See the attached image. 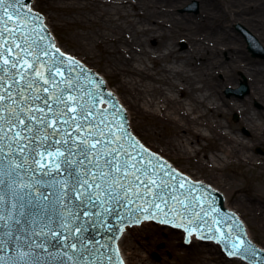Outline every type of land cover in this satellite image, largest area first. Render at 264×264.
Returning <instances> with one entry per match:
<instances>
[{
  "label": "water",
  "instance_id": "1",
  "mask_svg": "<svg viewBox=\"0 0 264 264\" xmlns=\"http://www.w3.org/2000/svg\"><path fill=\"white\" fill-rule=\"evenodd\" d=\"M31 3L32 0H6L7 15L4 8H0V17H3L0 19V32L3 33L0 36V52L10 62L18 61V67L13 69L10 64L4 65L0 58V84L3 85L0 95L11 97L0 101V109L27 106L21 100L18 87V84L24 86L25 81L16 75L24 72L28 79L35 81L32 90L25 88L24 94L28 97L38 94L42 98H50L51 95H60L61 91L65 98L69 94L79 96L82 92L76 91V88H80L92 94L86 100L94 104L93 116L83 120L79 109L76 113L69 110L75 106L69 101L68 109H64L67 115H57L55 119L58 123L54 127H47L46 131H41V126L35 125L34 121H27L39 138L32 140L24 155L31 160L34 149L43 152V169L35 164L31 165V171L28 165L18 169L14 175L18 174L20 181L34 187L21 190L16 195H13L12 189L0 185V196H3V200H0V216L6 217L5 220H0V256L6 257L5 260H0V264H120L121 261L125 264L119 240L127 227L146 221L183 230L185 235L182 246H188L192 235H196L201 238L202 243H219L228 258L240 256L252 264H264V249L249 237L244 218L240 215L242 220L234 209L231 210V206H228L231 209L227 207L222 189L218 191L207 180L202 181L210 185L192 179L181 168H178L179 171L175 167L176 163H173L174 166L169 162L168 157H162V151L145 146V142H141L131 130L128 112L118 99L117 92L107 87L105 79L96 72L98 70L89 68L80 57L78 58L82 61L73 57L75 54L71 56L69 51L65 53L56 45L42 11L38 12L36 8L34 10ZM238 28L244 34L249 50L255 56L262 55L257 38L243 27ZM5 39L8 40L7 43ZM8 48L12 52L9 53ZM26 52H31V55ZM44 52L49 55H43ZM28 65L32 67L29 68ZM54 68L62 69L63 76L55 75ZM45 80L48 81L47 84L44 83ZM65 81H73L75 87L69 88ZM45 87L49 89L48 92L43 91ZM247 91L246 84L238 90L241 96ZM13 100L17 101L16 105H13ZM27 103L32 108L39 106L45 111L49 106L54 109L58 107L51 100L49 105H45L42 100H28ZM7 114L0 112V115ZM34 114L40 115L39 112ZM26 117V112L20 113L21 119ZM52 119L53 116L49 113V123ZM73 119L81 125L80 128L76 127ZM65 120L67 123H64ZM22 129L23 125L17 131ZM22 135L32 137L33 133L22 131ZM45 136L47 139H42ZM96 140L101 143L87 156L82 155L81 150L94 144ZM0 144L4 145L0 148V168L6 166L13 156L23 164L20 154L15 152V145L9 150L7 140H0ZM111 149L118 151L107 155ZM57 150L63 155H57ZM106 159L123 163L127 173H116L105 167ZM65 160L72 163L66 164ZM129 161L136 164V169L127 163ZM101 169L112 171V175L117 176L124 187L117 185L108 191L107 186L96 189L93 185L91 188L80 189L84 195L77 198L73 187L76 179H88L91 184V177L87 174L94 172L99 175ZM132 172L139 177L138 180L131 175ZM150 180L155 183H150ZM61 182L65 185L63 191ZM162 182L163 188L157 187ZM182 183L184 188H180ZM89 192H99V195L88 200ZM129 200L132 201L131 204L128 203ZM21 204L24 205L23 208L20 207ZM150 204H158L163 212H167L169 222H160L164 217L155 207L149 208L147 213L140 210L148 208ZM172 209H175L178 216L173 214ZM152 213H155V218L145 219L146 215L151 216ZM65 222L71 225L73 231L60 227ZM77 228L81 229L78 233L74 231ZM189 230L192 231L191 236L188 234ZM55 233H60V236ZM233 243L240 245L239 252L232 247ZM38 244H44V248L37 247ZM72 244H76L77 248L73 249ZM244 248H249L254 255L244 253ZM18 250H23L28 255L21 259L17 255ZM230 252L236 254L229 255Z\"/></svg>",
  "mask_w": 264,
  "mask_h": 264
},
{
  "label": "bare ground",
  "instance_id": "2",
  "mask_svg": "<svg viewBox=\"0 0 264 264\" xmlns=\"http://www.w3.org/2000/svg\"><path fill=\"white\" fill-rule=\"evenodd\" d=\"M181 1L60 0L58 7L75 10L64 17L67 24L82 28L74 33L75 49L86 59L103 62L107 74L117 84L114 88L108 83V88L117 92L120 102L138 117L158 119L171 129L172 135L167 140L155 134V140L165 151L189 157L199 170H209L212 177L221 181L226 178L219 174H225L233 163L243 167L240 175L246 184L231 188V192L243 193V198L237 202L264 231V204L261 203L264 198V158L250 150V141L264 144V108L257 110L246 99H226L221 89L228 81L237 80L239 72L244 71L250 78L251 98L264 104V65L247 59L236 43L237 38L229 36L226 31L198 30L199 25H207V19L217 21L224 10L201 0V14L206 17L200 21L175 12ZM224 16L230 17L232 22L248 25L264 41V5L233 9L226 11ZM180 35L189 43L185 51H180L177 45ZM151 38L158 39L156 46L150 44ZM211 41L213 45H210ZM224 50L229 51L230 59H225ZM220 71L224 72V79L217 78ZM234 109L241 110L240 124L250 131V140L228 130L222 121L227 111ZM128 117L134 131L129 114ZM142 131L153 138V131L147 127H142ZM203 139L211 141L214 149L222 154L215 153L202 160L200 153L208 146L202 144ZM249 167L259 169L260 187L250 184L246 173ZM138 234L129 227L119 241L125 264H153L138 253L134 242ZM195 239L193 236L192 241ZM213 246L199 243L189 256L190 260L194 264H214L210 259L217 262L216 253L222 249L220 245L218 248Z\"/></svg>",
  "mask_w": 264,
  "mask_h": 264
},
{
  "label": "rangeland",
  "instance_id": "3",
  "mask_svg": "<svg viewBox=\"0 0 264 264\" xmlns=\"http://www.w3.org/2000/svg\"><path fill=\"white\" fill-rule=\"evenodd\" d=\"M212 6L219 8L218 10H224V12L220 13L221 15L218 17L217 21L212 19H207L206 24L202 26H198V30L201 31L208 30L209 28H213L215 32L226 31L229 36L234 37L236 43L241 49V53L246 56L247 59H251L255 62V64L263 66L264 65V41H261L258 34L255 33L251 27L242 23V22H232L229 18H225L224 14L226 11H232L237 9H243L247 7H254L255 5H264V0H206ZM61 4L60 0H33V6L38 11H42L43 15L47 18V23L53 32L57 43L63 49H66L69 52H73L76 56L83 57L82 54L76 51V42L74 33L82 31V28L73 25L70 23H66L64 20L65 16H68L70 13H74L75 10H69L58 7ZM201 0H182L180 2V6L175 10L179 16H187L191 19L196 18L197 20H202L206 16H202L201 8H200ZM217 10V9H216ZM72 11V12H69ZM219 15V14H218ZM190 26V24H188ZM188 26V27H189ZM238 26L243 27L245 30L249 31L253 36L258 38L259 44L261 46L260 52L262 55L255 56L252 51L249 50L247 41L245 40L243 34H241ZM187 27V28H188ZM202 32V33H203ZM204 34V33H203ZM205 35V34H204ZM208 40V39H207ZM152 46H156L158 43V39L151 38L149 40ZM177 45L180 51H185L189 47V43L186 37L180 35L177 38ZM210 45H213V41L210 42ZM225 59H230L229 51L224 50L223 53ZM77 56V57H78ZM83 62L87 63V65L91 68L101 71V74L106 79L109 86L116 88L117 84L112 79V77L107 74L105 68L103 67V62L99 60H90L84 58ZM165 64V61L162 62ZM151 64V63H150ZM217 75V78L224 79L225 74L223 71H220ZM239 78L237 80L228 81L225 86H222V93L224 98L230 99L232 101L238 100H248L251 102L252 106L257 110H263L264 104L259 99L251 98V86H250V78L245 74L244 71L239 72ZM243 84L247 86V93L243 96L240 95L238 90L242 87ZM120 95L123 93L120 92ZM184 98V96H181ZM130 116L131 125L134 132L140 137V139L145 142L149 148H154L155 151H162L163 157H168V160L172 163H176L177 168H181L182 171H185L186 174H190L194 179L197 180H207L208 183H211V186L216 189H222L223 194L226 199V203L228 206H231L234 211H236L239 215L244 218V221L247 225L249 233L251 237L261 246L264 245V231L261 230L257 223L252 220L251 215L246 211L245 207L237 202V199L243 198V193L237 192V194H233L231 188L234 187H242L246 184L244 177L240 175L243 170V167L238 163H233L229 169L223 175L226 178V181L218 180L217 178L212 177V172L209 170H199L193 161L189 160V157L185 155H180L175 152H168L163 149L158 141L155 140V134L158 137H161L162 140H167L168 136L172 135L171 129L168 126L162 124V122L158 119L154 118H141L135 115L130 108L125 105ZM242 112L240 109H234L227 111V113L221 118L222 121L226 124L228 130H232L234 132L242 135L246 140H250V131L244 124H240L242 122ZM142 127H147L151 131H153V135L151 138L147 136L142 131ZM203 145H208L206 151H202L200 153V158L202 160H206L208 156H212L216 154H222V151H218L214 149V146L211 141L207 139L202 140ZM197 147L201 145L195 144ZM251 152L256 155L264 158V144L253 143L250 141ZM248 175V179L250 184H258L260 187V171L258 168L249 167L246 170ZM261 203L264 204V198L261 200ZM173 229V228H172ZM169 228H165L163 225L154 224L152 222L144 223L139 226L130 227V231L134 230L135 232H139L137 238L134 240L135 244L138 247V253L147 257L148 260L152 261L153 264H194L189 256L192 254L195 246H199V243L204 246H212L218 248V244L215 242H207L202 243L201 239L196 238L194 242L188 244V246H182V240L184 238V233L180 230H172ZM264 247V246H263ZM222 249V248H221ZM218 256L217 262L210 259L214 264H250L245 260L239 257L228 258L223 251L218 250L216 253ZM207 264V263H206Z\"/></svg>",
  "mask_w": 264,
  "mask_h": 264
},
{
  "label": "snow or ice",
  "instance_id": "4",
  "mask_svg": "<svg viewBox=\"0 0 264 264\" xmlns=\"http://www.w3.org/2000/svg\"><path fill=\"white\" fill-rule=\"evenodd\" d=\"M6 0H0V8H4V12L5 15H7V8H6ZM3 17H0V19H2ZM0 36H3V33L0 32ZM41 39H43V37H41ZM8 40L5 39V43H7ZM34 43V42H33ZM17 48H20L19 44H16ZM7 51L10 53L12 52L11 48H8ZM21 51H25L24 49H21ZM57 51H59L57 49ZM26 54L31 55V52H26ZM17 56H20V53L16 54ZM43 55H49L48 52H44ZM54 55V53H53ZM0 58L3 59V64L4 65H11V68L15 69L18 67V61H9L8 57L5 56L2 52H0ZM55 64V62L53 61V65ZM29 68L32 67V65H28ZM51 71V69H50ZM55 71V75L57 76H63V71L60 68H54ZM16 75H19L20 80L25 81L24 86H20L18 84V87H20V93L19 95L21 96V100L24 101L25 105H27L26 107H20L19 109H17L16 107H12V108H7L5 107L4 109H0V112H7V115H0V140H7L8 141V148L9 150L12 149V146L15 145V152L19 153L21 156V159L23 160V164H21L19 161H17L15 159V156L12 157L11 160L8 161L7 165L0 168V185H3L5 187H8L10 189L13 190V195H16L19 191L21 190H26L29 188H33L34 185L30 184V183H24L23 181H20L18 179V174L14 175V173H17L18 169L23 168L25 165H28L29 171H31V165L35 164L37 165V167L39 169H43V165L41 164V161L43 160L44 157V153L40 152L38 150H33L32 153V159L29 160V157L25 156L24 153L27 151L28 149V145L30 143H32V140L35 138H39L36 135V130L32 127H29L28 125V120L34 121L35 125H39L41 126L40 130L41 131H46L47 127H54L58 121L55 119V117L57 115H62V116H66L67 112L64 111V109H68V102L72 101L73 104L75 105L74 107L70 108L69 110L73 113L77 112V109H79V115L83 120H88L90 117L93 116V111H92V107H94V104L91 101L86 100V97L91 96L92 94L90 92H86L83 91L80 88H76V91L78 92H82V95L79 96H74L69 94L67 96V98L64 97L63 92L61 91L60 95H51L50 98H42L41 96H39L38 94H34L31 97H28L27 95H25V88L28 90H32L35 84L34 80L28 79L26 77V74L24 72H18L16 73ZM36 75H40L39 73H36ZM2 79V78H0ZM77 79H79V77H77ZM45 84L48 83L47 80L44 81ZM66 85L69 88H74V82L73 81H65ZM3 85L0 84V88H2ZM7 91V90H5ZM37 92H39V89L36 90ZM44 92H48L49 89L47 87H45L43 89ZM6 98H11V97H6L5 95H0V101H3ZM28 100H32V101H36V100H42L43 103L45 105H49L50 100L51 103L56 104L58 107L56 109L52 108L51 106H49L47 108V111H45L44 108H41L39 106H37L36 108H32V106L30 104H28ZM13 105L17 104L16 100L12 101ZM62 106V107H60ZM21 112H26L27 113V117L26 119H21L20 118V113ZM39 112L40 115L37 116L34 113ZM51 113L53 116V119L51 120V122L49 123L48 120V114ZM103 123V121H101ZM64 123H67V121L65 120ZM73 123L76 124L77 128H80L81 125L79 123H76V120L73 119ZM21 125H23V132H31L33 133L32 137L29 136H25L22 135V131H17V129H20ZM100 135H103V131L100 132ZM42 139H47V137H43ZM23 141H27L28 143H23ZM66 143V141H65ZM101 143L100 140H96L94 144L89 145L88 147H85L81 150V154L87 156L88 154H90L91 150L94 149L96 147V145H99ZM4 145L0 144V148H3ZM79 147V146H78ZM118 149H111L107 155H112V153L117 152ZM57 155H63V153L59 152V150H57L56 152ZM49 155H51V153H49ZM134 160V158H133ZM64 163L68 164V163H72L71 161L65 160ZM90 163H92V161H90ZM98 163V160H97ZM131 165V167L133 169H136V164L132 161L127 162ZM150 163V162H149ZM105 167H109L110 169L114 170L116 173H120L121 171L127 173V168L124 167V164L121 162H118L117 160H112V161H108L107 159L105 160ZM57 168H59V165H57ZM71 175V173H70ZM87 175H89L91 177V184L89 182L88 179H84V180H80L79 178L76 179L75 184L73 185L74 190L76 191V196L77 198L81 197L84 195L83 192L80 191V189H84L86 187L91 188L93 185L95 186L96 189H101L104 186H107V190L110 191L112 190L115 186H119L120 188H123L124 185L120 183L119 178L117 176H113L112 175V171H104L103 169L100 170L99 175H96L94 172L93 173H88ZM131 175H133L135 177V179H139V177L135 176V172H132ZM97 181H99V183H97ZM150 183H155V181H149ZM131 184V182H129ZM64 184L63 182H61V191H63L64 188ZM164 186V182H162L160 185H157V187L163 188ZM185 185L182 183L180 184V188H184ZM129 190H131L129 188ZM30 194V193H28ZM88 200H92L93 196H98L99 192L96 193H92L89 192L88 194ZM125 196H127V192H125ZM46 198V197H45ZM21 199H23V197H21ZM175 199V197H174ZM0 200H3V196H0ZM162 202L166 203L165 201L162 200ZM128 203H132L131 200L128 201ZM181 204H183V202H180ZM21 208L24 207L23 204L20 205ZM151 207H155V209L159 212L162 213V216L164 217L163 219H161V223H168V213L167 212H163L162 209H160V206L158 204H150L148 208H141L140 210L147 213L149 211V208ZM172 212L174 215L178 216V213L175 212V209H172ZM149 218H155V213H152L151 216H145V219H149ZM6 217L0 216V220H5ZM17 223H19V221H17ZM180 226V225H177ZM60 227L62 228H67L69 231H73V229L71 228V225L67 222L62 223L60 225ZM81 229L77 228L74 229L75 232H79ZM40 234H43L42 232ZM189 236L192 235V231L189 230ZM56 236H60V233H55ZM64 239L66 240L67 237H64ZM238 239V238H237ZM240 244H243V241H240ZM67 246V245H65ZM37 247L40 248H44V244H38ZM71 247L73 249L77 248L76 244H72ZM232 247L234 249H236V252H239L240 249V245L233 243ZM244 253L249 254V255H254L253 252H251L249 250V248H244L243 249ZM235 252H230L229 255H235ZM17 255L23 259L25 258L28 253L24 252L23 250H18ZM6 257H2L0 256V260H5ZM120 264H123V262L121 261Z\"/></svg>",
  "mask_w": 264,
  "mask_h": 264
}]
</instances>
